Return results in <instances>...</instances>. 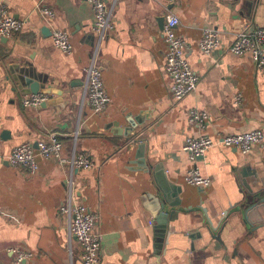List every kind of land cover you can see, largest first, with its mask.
Instances as JSON below:
<instances>
[{
  "label": "crops",
  "instance_id": "crops-1",
  "mask_svg": "<svg viewBox=\"0 0 264 264\" xmlns=\"http://www.w3.org/2000/svg\"><path fill=\"white\" fill-rule=\"evenodd\" d=\"M23 26L0 37V264H15L19 249L33 254L22 264H83L59 207L82 204L98 216L102 264H264V205L247 213L248 200L264 187V143L249 154L223 146L192 162L188 137L220 139L264 133V74L249 55L230 52L238 34L264 28V0H106L116 32L101 46L107 109L95 114L85 93L86 69L97 47L93 10L83 0H0ZM55 18L46 22L40 10ZM175 15L177 34L200 77L181 102L165 73L162 17ZM66 31L73 50L52 42ZM218 32L210 55L199 48L204 33ZM32 64L47 76L39 108H25L15 81ZM20 89V90H19ZM239 98V100H237ZM191 109L205 111L200 129ZM55 133L63 155L90 157L88 170L38 158V170L16 169L15 148ZM197 167L212 180L206 190L187 184Z\"/></svg>",
  "mask_w": 264,
  "mask_h": 264
},
{
  "label": "built area",
  "instance_id": "built-area-1",
  "mask_svg": "<svg viewBox=\"0 0 264 264\" xmlns=\"http://www.w3.org/2000/svg\"><path fill=\"white\" fill-rule=\"evenodd\" d=\"M93 10L92 32L97 38V47L91 56V62L86 69L85 93L87 101L95 114L103 113L109 104V97L105 90L102 68L100 64V51L103 43L116 32L112 14L106 0H83ZM158 1V0H157ZM167 5H173L177 0H160ZM44 20L50 23L55 14L44 8L40 10ZM164 38L167 46L165 54V73L171 80V94L175 102L183 101L187 96L197 91L200 84L199 75L193 70L187 58L188 44L184 38L177 34L180 24L179 19L169 13L165 17ZM23 24L15 20L8 8L0 3V37L12 38L22 29ZM53 45L65 54H71L73 45L69 34L60 29H54L51 34ZM221 45L217 31L208 30L204 33L199 44L200 51L204 55H210ZM230 52L237 56L249 55L256 70L264 74V28L246 30L237 35L230 47ZM49 96L45 93L28 95L23 98L22 105L25 108H39L46 104ZM239 100V98H237ZM189 124L204 128L209 121V115L199 109H191L188 112ZM264 143V133L255 130L242 134H229L220 139H213L207 135L188 137L183 144V152L194 164L215 146H223L239 150L243 154H249L254 146ZM64 145L57 134H49L48 137L36 143H25L15 148L9 159L10 165L16 169H26L31 173L38 170V158L46 160L54 159L60 165H68L73 169L88 170L93 167L90 157L86 154L66 158L63 155ZM188 185L199 190L208 189L211 178L203 175L197 167L191 168L186 177ZM61 216L68 220L69 236L75 239L81 249V261L83 264H102L101 249L102 238L97 232L98 216L82 204H73L71 201L59 207ZM16 254L15 264L31 259L33 254L19 249L11 250Z\"/></svg>",
  "mask_w": 264,
  "mask_h": 264
},
{
  "label": "water",
  "instance_id": "water-1",
  "mask_svg": "<svg viewBox=\"0 0 264 264\" xmlns=\"http://www.w3.org/2000/svg\"><path fill=\"white\" fill-rule=\"evenodd\" d=\"M173 6L170 5V8ZM162 25L164 27L165 17L161 18ZM16 71L19 73L17 77H15V81L23 90L24 95H37L40 93L41 89H43L42 84L47 83V76L43 77L41 74H37L36 70L32 64H26L22 67V69L16 68ZM20 90V89H19ZM247 213L254 210L256 207H260L264 205V187L250 195V199L248 200ZM24 263V262H22Z\"/></svg>",
  "mask_w": 264,
  "mask_h": 264
}]
</instances>
